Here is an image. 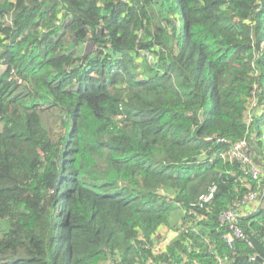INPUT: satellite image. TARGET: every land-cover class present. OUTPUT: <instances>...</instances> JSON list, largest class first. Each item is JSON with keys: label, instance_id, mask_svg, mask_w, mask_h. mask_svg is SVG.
Segmentation results:
<instances>
[{"label": "trees", "instance_id": "trees-1", "mask_svg": "<svg viewBox=\"0 0 264 264\" xmlns=\"http://www.w3.org/2000/svg\"><path fill=\"white\" fill-rule=\"evenodd\" d=\"M219 261L264 264V0H1L0 264Z\"/></svg>", "mask_w": 264, "mask_h": 264}, {"label": "built area", "instance_id": "built-area-1", "mask_svg": "<svg viewBox=\"0 0 264 264\" xmlns=\"http://www.w3.org/2000/svg\"><path fill=\"white\" fill-rule=\"evenodd\" d=\"M247 115H248L249 121L251 123L253 121V116H255L254 111L251 110L250 112H248ZM230 155L232 158H236L239 161H241L243 165L250 166V169H251L250 172H251L252 178L254 180H257L258 178H261L263 176L262 167L258 166L256 164H253L251 155H249L247 153V144L245 142H241V143L234 145L231 149ZM215 191H216V189L213 188L209 194L203 196L200 199L201 206L208 204L212 201L214 194H215ZM248 201L254 203L256 201V194H252L249 197ZM241 217H242V215L240 214V211L238 209H232V210L225 212L220 218L221 221L231 225V231L233 232V234L229 235L227 238L229 243L232 242L233 236L238 237V238L242 237V232L237 228L238 220ZM164 245H165V240L159 244V246L156 248V251L162 252ZM219 264H224V262L219 261Z\"/></svg>", "mask_w": 264, "mask_h": 264}, {"label": "rangeland", "instance_id": "rangeland-1", "mask_svg": "<svg viewBox=\"0 0 264 264\" xmlns=\"http://www.w3.org/2000/svg\"><path fill=\"white\" fill-rule=\"evenodd\" d=\"M1 1V0H0ZM2 69L6 68V67H1ZM45 122H47V124L50 127V130L54 131L57 130L56 132L59 131V125L60 124V115L58 113H56L55 111H46L44 116H43ZM182 212H177L175 214V216L172 217V222L177 220L178 218H180ZM160 242L162 243V240H160Z\"/></svg>", "mask_w": 264, "mask_h": 264}, {"label": "crops", "instance_id": "crops-1", "mask_svg": "<svg viewBox=\"0 0 264 264\" xmlns=\"http://www.w3.org/2000/svg\"><path fill=\"white\" fill-rule=\"evenodd\" d=\"M162 231H163V229H162ZM173 236H176V235L174 234ZM165 241H166V243H170V241H169L167 236H166V240Z\"/></svg>", "mask_w": 264, "mask_h": 264}]
</instances>
